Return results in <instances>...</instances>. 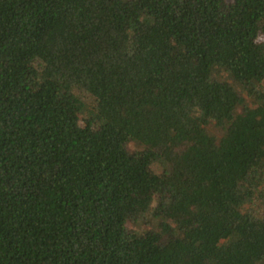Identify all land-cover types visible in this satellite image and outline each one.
Here are the masks:
<instances>
[{
    "label": "trees",
    "instance_id": "1",
    "mask_svg": "<svg viewBox=\"0 0 264 264\" xmlns=\"http://www.w3.org/2000/svg\"><path fill=\"white\" fill-rule=\"evenodd\" d=\"M0 264H264V0H0Z\"/></svg>",
    "mask_w": 264,
    "mask_h": 264
}]
</instances>
